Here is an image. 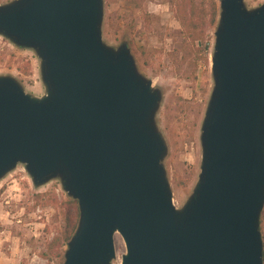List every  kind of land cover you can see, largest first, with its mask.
Masks as SVG:
<instances>
[{
	"label": "water",
	"instance_id": "water-1",
	"mask_svg": "<svg viewBox=\"0 0 264 264\" xmlns=\"http://www.w3.org/2000/svg\"><path fill=\"white\" fill-rule=\"evenodd\" d=\"M201 159L177 207L156 115L162 90L126 42L102 38L104 0H10L0 35L39 59L44 92L0 74V181L57 179L79 220L61 264H263L264 1L218 0Z\"/></svg>",
	"mask_w": 264,
	"mask_h": 264
},
{
	"label": "rangeland",
	"instance_id": "rangeland-1",
	"mask_svg": "<svg viewBox=\"0 0 264 264\" xmlns=\"http://www.w3.org/2000/svg\"><path fill=\"white\" fill-rule=\"evenodd\" d=\"M8 1L0 0V4ZM244 1L251 8L264 0ZM102 38L114 47L126 42L138 70L162 90L156 121L168 146L164 165L173 203L180 207L199 173L200 125L213 84L210 68L205 71L202 64L195 65L189 57L169 0H145L141 7L135 0H104ZM211 38L213 44V33ZM26 61L31 65L30 75L19 71ZM0 74L16 77L28 92H44L35 52L17 47L1 35ZM44 192L58 199L67 197L57 179L35 187L21 164L1 179L0 258L5 264L46 263L39 252L60 229L62 217L43 201L35 205L34 194ZM114 241L117 256L112 264H118L126 247L120 234H115ZM53 264H61V260Z\"/></svg>",
	"mask_w": 264,
	"mask_h": 264
},
{
	"label": "trees",
	"instance_id": "trees-1",
	"mask_svg": "<svg viewBox=\"0 0 264 264\" xmlns=\"http://www.w3.org/2000/svg\"><path fill=\"white\" fill-rule=\"evenodd\" d=\"M145 0H135L136 6L141 7ZM172 14L180 25L181 33L189 57L195 65L202 64L205 71L210 68V54L212 47L211 33L217 24L219 6L218 0H169ZM19 71L24 75L32 73L29 61H26ZM35 205L44 202L45 206H53L62 217V225L52 238L46 242L45 249L39 256L46 260L45 264H53L54 260L64 259L67 243L78 224L79 206L77 200L71 197L58 199L50 192L34 194ZM260 231L263 242L264 264V209L260 216Z\"/></svg>",
	"mask_w": 264,
	"mask_h": 264
},
{
	"label": "crops",
	"instance_id": "crops-1",
	"mask_svg": "<svg viewBox=\"0 0 264 264\" xmlns=\"http://www.w3.org/2000/svg\"><path fill=\"white\" fill-rule=\"evenodd\" d=\"M0 264H5V260L3 257L0 258Z\"/></svg>",
	"mask_w": 264,
	"mask_h": 264
}]
</instances>
